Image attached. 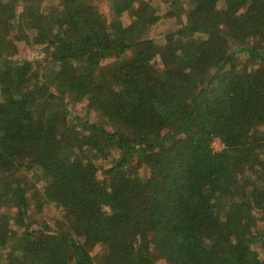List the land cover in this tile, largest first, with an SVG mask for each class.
Wrapping results in <instances>:
<instances>
[{"label":"trees","instance_id":"1","mask_svg":"<svg viewBox=\"0 0 264 264\" xmlns=\"http://www.w3.org/2000/svg\"><path fill=\"white\" fill-rule=\"evenodd\" d=\"M162 263L264 264V0H0V264Z\"/></svg>","mask_w":264,"mask_h":264},{"label":"rangeland","instance_id":"2","mask_svg":"<svg viewBox=\"0 0 264 264\" xmlns=\"http://www.w3.org/2000/svg\"><path fill=\"white\" fill-rule=\"evenodd\" d=\"M43 1H48V0H43ZM173 11L171 10H166L162 13V18L160 19V21L157 23L156 27L154 28V34H155V37H157L159 40H164V37L165 35L175 29L177 26H178V21H177V17H171L173 15L172 13ZM8 35H10V32L7 33ZM18 43L20 45H22V47L24 46V43L23 41H18ZM26 49H27V52H28V55L30 57H33L34 55H41L42 52L40 51H37L36 48H34L33 46H26ZM107 61V64L108 65H115V64H118L120 63V58L118 57H114V56H110L106 59ZM218 141L215 142V146L218 145ZM163 264V263H162Z\"/></svg>","mask_w":264,"mask_h":264}]
</instances>
